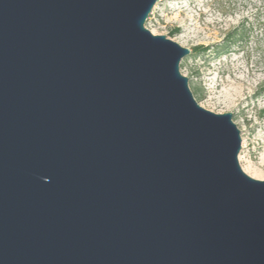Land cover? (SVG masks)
Returning a JSON list of instances; mask_svg holds the SVG:
<instances>
[{
	"label": "water",
	"instance_id": "1",
	"mask_svg": "<svg viewBox=\"0 0 264 264\" xmlns=\"http://www.w3.org/2000/svg\"><path fill=\"white\" fill-rule=\"evenodd\" d=\"M157 1L0 0V264H264V180Z\"/></svg>",
	"mask_w": 264,
	"mask_h": 264
},
{
	"label": "rangeland",
	"instance_id": "2",
	"mask_svg": "<svg viewBox=\"0 0 264 264\" xmlns=\"http://www.w3.org/2000/svg\"><path fill=\"white\" fill-rule=\"evenodd\" d=\"M146 27L191 49L180 67L196 100L233 113L240 164L264 180V0H158Z\"/></svg>",
	"mask_w": 264,
	"mask_h": 264
},
{
	"label": "bare ground",
	"instance_id": "3",
	"mask_svg": "<svg viewBox=\"0 0 264 264\" xmlns=\"http://www.w3.org/2000/svg\"><path fill=\"white\" fill-rule=\"evenodd\" d=\"M179 43H180V41H179ZM248 167H249V166H248ZM249 168L252 169L253 171H257L256 168L252 167L251 165H250ZM249 168H248V169H249ZM245 170H246V169H245ZM247 171H248V170H247Z\"/></svg>",
	"mask_w": 264,
	"mask_h": 264
},
{
	"label": "trees",
	"instance_id": "4",
	"mask_svg": "<svg viewBox=\"0 0 264 264\" xmlns=\"http://www.w3.org/2000/svg\"><path fill=\"white\" fill-rule=\"evenodd\" d=\"M202 48V47H201Z\"/></svg>",
	"mask_w": 264,
	"mask_h": 264
}]
</instances>
